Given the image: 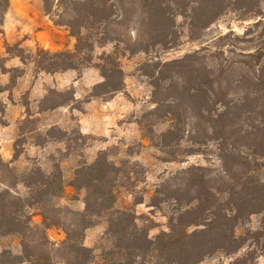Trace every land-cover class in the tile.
<instances>
[{
	"label": "rangeland",
	"instance_id": "1",
	"mask_svg": "<svg viewBox=\"0 0 264 264\" xmlns=\"http://www.w3.org/2000/svg\"><path fill=\"white\" fill-rule=\"evenodd\" d=\"M252 1L258 15L236 9L234 0H224L226 6L220 16L195 30L198 38L191 32L186 15L189 6H186V14L181 11L175 14L170 47L155 46L148 53L129 55L125 44L129 30L135 25L133 21L139 15L133 12L129 23L112 34L123 41L117 49L114 46L117 42L100 45L93 38L89 67L45 72L36 68L35 55L41 56L42 51L74 49L75 37L63 25L67 18L46 14L42 0H8L0 27V205L25 203L29 196L26 182L36 181L37 170L61 176V195L49 199L50 205L60 212L54 216L46 210L47 223L60 225L46 231L48 240L57 249L66 238V232L72 229L75 214L84 210V191L71 186L75 174L103 154L108 168L111 165L116 168L112 174L116 179L114 209H131L135 213L140 238L148 234L149 239L154 240L173 230V237L162 239L167 245L168 240L178 238L181 231L188 234L202 229L203 226L187 225L198 217L202 220L205 214H210L211 230L203 237L195 233L197 235L186 240L218 238L215 228L220 221L218 205L230 197L228 192L216 193V188L223 186L222 182H230L223 172L222 153L213 142L190 148L192 144L185 135L177 144H166L161 139V134L170 126L163 116L169 99L165 89L170 81L181 83L182 78L170 73L171 79L165 81L163 92L154 94L150 75L163 63L172 61L183 60L192 70L206 65L209 76L223 86L227 76L235 87L230 98L238 99L247 94V101L254 110L264 109V96L255 86L252 89V75L247 68L253 64L251 56L259 51L262 57L256 63L264 65V46L257 48V44L264 43V18L261 17L264 0ZM180 2L189 5V0ZM260 19L261 23L255 26ZM114 50L120 55L122 88L116 93L101 95L102 89L97 86L104 78L95 65L101 63L98 57L102 53ZM220 67L225 74L221 72L218 77ZM156 102L163 105L159 107ZM240 169L233 166L230 173L236 174ZM263 174L264 168L258 176L262 179ZM195 197L199 209L193 200ZM201 208L209 209V213ZM180 211H187L181 219L182 225L176 221ZM29 212L36 211L24 209L19 218L23 219L22 215ZM41 220L39 215L32 217L33 223ZM90 221L94 225L84 231L83 244L94 250L98 263L104 258L103 253L112 249L114 241L108 234L104 215ZM260 221L259 215H252L245 218L242 225L227 222L226 229L234 230L235 226L236 231L246 234V229L259 227ZM247 245H250L249 240L234 254L211 250L212 246L207 245L203 248L204 255L193 256L190 262L200 258L197 264H232L240 258L239 264H264V248L246 257ZM55 249L52 264H63V256ZM5 250L20 254L18 234L0 235V252ZM147 256L150 257L149 253Z\"/></svg>",
	"mask_w": 264,
	"mask_h": 264
},
{
	"label": "trees",
	"instance_id": "2",
	"mask_svg": "<svg viewBox=\"0 0 264 264\" xmlns=\"http://www.w3.org/2000/svg\"><path fill=\"white\" fill-rule=\"evenodd\" d=\"M42 1L46 14L54 15L58 19L67 18L63 25L69 28L76 40L73 51H42L41 56L35 55L36 68L45 72L89 67L94 49L93 38H96L100 45L117 42L114 45L117 49V45L123 41L112 34L118 33L123 25L129 23L133 12L139 15L133 21L135 25L129 30V40L124 43L129 55L148 53L155 46L170 47L173 42L171 37L174 33L175 14L180 11L186 14L188 6L189 12L186 15L189 17L193 30L191 32L195 38H198L195 30L216 20L226 6L224 0H189V5L186 2L184 5L181 0ZM233 3L236 4V9L258 15L252 0H234ZM7 8L8 0H0V27ZM261 17L264 18V15ZM260 23L261 19L255 26ZM235 38L240 39L238 36ZM260 46H264V43L257 44V48ZM119 56V52L114 50L98 57L101 63L95 66L104 78L97 86L102 89V93H99L101 95L113 94L122 88L123 73ZM251 57L253 64L247 68L252 75V89L255 86L264 96V65L259 66L256 63L261 60L262 54L259 51ZM221 68L218 69V77L221 72L225 74L224 68ZM156 69L157 71L150 75L154 94L163 92L165 81L171 79L170 73L174 72L182 78L181 83L170 81L165 89L169 99L163 116L170 126L161 134V139L166 144H177L185 135L192 144L190 148L213 142L218 145L222 160L224 158L223 172L230 182H222L223 186L216 188V193L220 195L222 192H228L230 197L218 205L220 221L215 226L218 238L197 242L186 240L197 235L195 233H200L203 237L211 230L210 214H205L201 217L202 220L198 217L187 225L203 226L202 229L188 234L181 231L179 237L168 240L167 245L162 239L173 237V230L168 234H160L154 240L149 239L148 234L140 238L137 235L140 228L136 224L135 213L131 209H114L116 179L112 174L116 168L112 165L108 168L106 158L100 154L92 165L82 167L75 174L71 186L84 191V210L75 214L72 229L66 232V238L59 243L57 249L48 240L46 231L60 225L47 223L46 210L54 216L60 212L58 208L50 205L49 199L61 195V176L57 174L56 177V174H44L37 170L39 177L36 181L26 182L29 196L25 203L0 205V235L18 234L21 238L20 254L14 255L6 250L0 252V264H52L54 249L63 256V264H197L200 258L192 262L190 259L193 256H203V248L207 245L212 246L211 250L234 254L244 248L245 241L249 240L246 257L264 248V174L262 179L258 176V172L264 168V109L254 110L248 103L247 94L238 99L230 98L231 90L235 87H232L227 76L224 86L219 80L211 78L206 65L200 70H192L190 64H184L183 60H180L163 63ZM156 105L161 107L163 103L156 102ZM234 157H237V160H233ZM233 166L241 169L236 174L230 173ZM193 200H196L199 209L197 197ZM24 209H34L36 212L26 213L22 215L23 219H20L19 215L24 213ZM201 209L209 213V209ZM185 213L187 211L177 214L176 221L181 225ZM34 215L41 216L40 223L32 222ZM102 215L106 217L108 234L113 236L114 242L112 249L103 253L102 261L96 263L94 250L85 247L83 239L84 231L94 225L90 221L91 218ZM252 215L260 216V225L256 229H246V234L236 231L235 226L234 230L226 229L227 222L233 221L236 225H242L244 219ZM148 253L150 257L147 256ZM241 261L236 258L232 264H239Z\"/></svg>",
	"mask_w": 264,
	"mask_h": 264
}]
</instances>
